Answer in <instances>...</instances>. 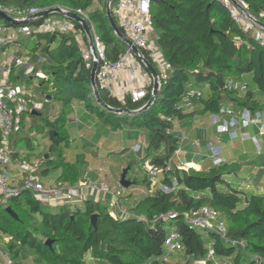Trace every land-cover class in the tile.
<instances>
[{
  "label": "trees",
  "instance_id": "trees-1",
  "mask_svg": "<svg viewBox=\"0 0 264 264\" xmlns=\"http://www.w3.org/2000/svg\"><path fill=\"white\" fill-rule=\"evenodd\" d=\"M244 1L248 10L264 23V0ZM0 3L43 9L59 5L76 12L85 11L105 45L108 58L116 60L128 48L110 24L107 0H98L94 9H91L94 0H0ZM151 14L155 43L172 69L153 104L136 114H118L97 102L91 69L86 66L76 39V35L82 34L87 41L79 22L72 21L74 32L34 31L24 36L23 47L34 54H43L40 55L43 60H38V56L34 61L49 76L40 79V87L51 101L44 104L40 114L30 112L34 118L29 130L36 134L23 136L27 147L34 150L32 137L39 136L34 129L38 125L45 128L42 136L50 143L48 157L38 171L41 177L57 172L53 183L69 185L86 178L89 164L84 153L79 152L74 158L67 155L72 142L67 127L68 111L75 100L112 130H119L128 122L147 128L146 155L142 160L148 159L159 172L156 181H151L147 174L142 180H131V185L143 182L145 191L137 195L135 204L126 207L130 215L114 213L107 199L92 195L58 207L41 201L26 189L11 196L0 203V248L14 264H23L24 246L33 249L44 264H88L91 259L111 264H179L170 260L175 255L184 259L193 256L195 261L206 260L207 264L229 258L235 264H264V182L257 177L252 180L246 163L239 161L219 164L210 161L203 168H186L171 161L180 147V138L173 132L174 119L210 116L223 107L232 109L237 116L246 109L253 114L264 111V44L235 23L221 0H151ZM46 18L49 16L27 23L36 25ZM17 74L22 75L20 71ZM227 78L248 86L244 91L229 89ZM189 83L200 86L203 94L185 107L184 91ZM148 87L147 97L138 103L129 99L122 103L106 88L100 87V91L102 98L114 107L137 109L150 98L153 86ZM51 103L57 104L53 107L55 114L50 117L47 107H52ZM23 130L24 124L19 133ZM18 140L13 142L16 149ZM257 162L262 164L264 160L257 157ZM244 181L250 185L244 186ZM161 184L170 190H163ZM9 205L18 219L6 210ZM201 206L217 211L228 228L226 238L211 229L203 232L187 222L186 214ZM169 212L176 216L170 218ZM94 213L98 214V229L90 220ZM170 224L181 232L185 254L170 253L165 260V238ZM5 237L9 239L5 241ZM48 239L53 240L52 246L45 243ZM209 247L215 250L214 258H208ZM0 264H3L1 257Z\"/></svg>",
  "mask_w": 264,
  "mask_h": 264
},
{
  "label": "built area",
  "instance_id": "built-area-1",
  "mask_svg": "<svg viewBox=\"0 0 264 264\" xmlns=\"http://www.w3.org/2000/svg\"><path fill=\"white\" fill-rule=\"evenodd\" d=\"M98 0H94L97 2ZM229 9L235 23L239 25L244 32H252L255 39L264 44V28L258 25L252 18L247 16L232 0H221ZM240 3L247 7L244 0ZM68 9V8H65ZM114 17L121 27L122 31L137 45L143 54L151 61L158 71L159 81L162 86L163 81L167 80L172 69V64L166 60L163 52L156 45V32L154 30V20L151 14V0H116L112 5ZM43 10L40 7H14L0 3V11L9 14L16 19H26ZM80 15L88 19L85 11L79 10ZM94 37V47L99 61L97 71V84L99 88H106L111 96L117 97L122 103L129 99L133 103L143 101L149 91L150 85L153 86V76L145 67L143 61L139 59L131 46H128L118 59L108 58L105 45L100 36L91 25ZM34 31H61L74 32V23L69 19H51L46 18L36 25H30L27 22L18 25L8 23L0 17V203H5L8 198L17 195L21 190L32 191L38 199L49 203L51 206L58 207L64 204L76 203L89 195L97 199H107L111 209H116L119 215H130L127 208H122L120 196V185L110 186L105 180L97 177L91 181L87 177L75 185L65 183L45 184L41 175L38 173L48 154L38 152L34 156L19 159L17 170L20 174H12L9 166L13 164V159H18L17 149L11 148V134H18L23 126L22 114L24 112L40 111L44 104L51 101V97L45 95L42 90L36 86L27 84H11L9 82L13 69L20 67L23 71L20 74H30L37 79H48V74L37 68L36 63L29 55L19 54L15 49H9V45H20V37L30 35ZM240 39V37H237ZM79 42L82 56L86 61V66L92 69L96 59L94 50L90 45L89 39L83 44L80 43V37L76 35ZM82 40V39H81ZM38 60H43L40 56ZM20 70V71H21ZM125 73L126 76H123ZM143 73L146 76L142 75ZM247 83L237 81L233 78L226 79V87L229 89L246 90ZM40 87V85H39ZM203 94L200 86L189 83L184 91L185 107L192 105L193 99ZM48 96V97H47ZM223 115H228V120H222ZM213 123L217 125L219 133H228L232 137H237V131L231 128L242 126L247 127L250 124L260 126V134L264 135V111H257L253 114L249 109L237 116L230 108L223 107L218 114H211ZM33 134H36L35 132ZM244 139H253L260 148L259 139L256 136L246 134ZM213 164L223 162L219 156L221 148L216 142H209ZM146 146V145H145ZM14 147V146H13ZM145 148V147H144ZM142 149L141 144L135 145L133 151L139 152ZM179 149L176 151L178 153ZM15 153L13 157L12 153ZM23 153V152H22ZM35 157V158H34ZM34 158V159H33ZM174 156L171 161L173 162ZM184 160L183 167L189 168L193 165ZM151 172L158 173L159 169L151 165ZM163 190L169 191L167 185L161 184ZM168 216L174 218L175 213L169 212ZM186 220L203 232L211 229L224 238L227 233V226L223 220L218 217L215 209L209 206H201L186 214ZM165 238L166 254L164 259H169L170 253L185 254V246L182 241L181 232L172 224L168 225ZM9 238L5 237V241ZM215 250L209 247L208 258L215 257ZM0 257L3 264H14L7 252L0 248ZM193 259V256L185 257L186 261ZM207 264L206 260H197L195 264ZM215 264H235L233 259H223Z\"/></svg>",
  "mask_w": 264,
  "mask_h": 264
},
{
  "label": "rangeland",
  "instance_id": "rangeland-1",
  "mask_svg": "<svg viewBox=\"0 0 264 264\" xmlns=\"http://www.w3.org/2000/svg\"><path fill=\"white\" fill-rule=\"evenodd\" d=\"M49 18L64 19L59 15H50ZM78 36L80 37V43L83 44V41L85 43V40L81 37L82 34H78ZM20 41L25 42L24 36L20 37ZM8 47L11 50L19 48L17 44H12ZM27 53L29 54V51L24 52V54ZM30 55L32 54L30 53ZM20 70V67L13 69L9 78V82L11 84H27L36 86L40 90L42 89V87H39L41 83L40 79L34 78L32 75L25 73L21 75V77H18L17 73ZM262 97L264 98V93L262 94ZM51 104H53L52 107H47L51 114L50 117L55 114L53 107L57 103ZM55 108L59 109V107ZM68 115L70 120L67 127L71 133L72 142L68 146L67 155L70 158H74L77 153H84L89 164L87 169L90 173L88 176L89 180L94 181L97 177H100L110 184V186H119L123 170L130 168L127 174L128 179L133 181L142 180L147 174L151 181H156L158 173L151 172L152 164L148 159L146 161L142 160V157L146 155L144 147L148 141L149 135L147 128L133 125L128 122L125 123L121 129L112 130L109 125L102 122L95 114L88 111L82 102L77 100H75L69 107ZM33 118L34 116H32L31 113L24 112L22 114L24 130L18 134L14 132L11 134V148L15 149L13 147V142L15 139H19L17 151H21L18 159L14 158L13 164L9 166L11 175L16 174L18 176L20 174L19 170H17L19 159L34 156L38 151L40 155L46 154L48 151L50 141L48 138L42 136L45 128L41 125H38L34 129V131L39 133V136L32 137L34 150L27 147L26 139L23 138V136L30 137V135L33 134V132L30 133V126L33 123ZM173 123V132L181 140V155L185 156V153H189L190 155L196 154L194 156L195 158H204V161H207L210 150L208 141L213 140L217 131V125L213 123L211 115H196L195 117H187L182 120L174 119ZM209 132H212V135H210ZM253 135H256L261 142V151H259L260 148L253 139H246L247 141L242 143V145L244 146L247 144L250 152L254 154L259 153L257 157L263 161L264 135L258 134V132H254ZM137 144H141L142 149L139 152H134L133 149ZM182 156L175 152L173 163H175V157L176 159L178 158L180 162L182 160ZM183 161L184 160L181 162L183 163ZM250 165L251 167H248ZM245 166L249 170L252 180L257 177L258 180L264 182V162L262 164L258 162L246 163ZM56 173L57 172L52 173L46 177L43 176L42 178L44 182H55ZM243 184L244 186L250 185V183L246 181H244ZM142 185L143 182L141 184L133 183L129 187H123L120 185L119 199L121 201L122 208H126L129 205L136 203L135 199L137 198V195H142L145 191ZM128 194H133V196L129 197ZM111 211L115 213L116 209H111ZM21 256L23 264H44L43 261L36 255L35 251L28 246H24L22 248ZM170 260L171 262L176 260L179 264H195L194 259L190 260L188 263L185 261L184 257H179L178 255L171 257ZM97 264L111 263L99 260Z\"/></svg>",
  "mask_w": 264,
  "mask_h": 264
},
{
  "label": "water",
  "instance_id": "water-1",
  "mask_svg": "<svg viewBox=\"0 0 264 264\" xmlns=\"http://www.w3.org/2000/svg\"><path fill=\"white\" fill-rule=\"evenodd\" d=\"M115 0H107V16L109 18L110 24L113 27L115 33L128 45L131 46L132 50L134 51L135 55L141 59L145 65V67L151 72L152 76H153V87L151 90V96L150 98L146 101V103L141 106L140 108L137 109H131L127 106L124 107H114L110 104H108L101 95V91L100 88L97 84V80H96V76H97V71H98V66H99V61L97 58V53L94 47V37H93V32L91 29V24L89 23L88 19L83 17L82 15H80L78 12L74 11V10H70V9H65L62 6H54V7H50V8H46L41 10L40 12L31 15L29 18L26 19H16L12 16H10L7 13H4L2 11H0V17L5 19L7 22L18 25L21 23H26L29 22L35 18L38 17H48L50 15L53 14H59L62 15L64 17H66L67 19L71 20V21H77L79 22L88 39L90 42V45L92 46L93 50H94V54H95V61L93 64V67L91 69V85L93 88V92H94V96L97 100V102L102 105L103 107L107 108L110 111H113L115 113L121 114V113H129V114H136L139 112H142L146 109H148L153 102L155 101V99L157 98L158 94H159V90L162 87L159 81V76H158V71L157 69L154 67V65L151 63V61L143 54L142 50L133 43V41L122 31L121 27L118 25L114 14H113V9H112V5L114 3ZM247 16H249L250 18H252L258 25H260L261 27L264 28V23L259 20L258 18H256L249 10L246 6L242 5L240 3L239 0H232ZM23 71L21 70L20 73H22ZM32 113L34 114H40L39 111L37 110H33ZM13 157H15V153H12ZM47 156V154H46ZM128 169H124L122 174H121V178H120V185L123 187H129L131 185V180L127 178V172ZM6 210L16 219H18V214L15 212V210L9 205L6 207ZM97 218H98V214L94 213L91 215V223L92 225L95 227V229H98V224H97ZM52 239H48L46 240V244L48 246H52Z\"/></svg>",
  "mask_w": 264,
  "mask_h": 264
},
{
  "label": "crops",
  "instance_id": "crops-1",
  "mask_svg": "<svg viewBox=\"0 0 264 264\" xmlns=\"http://www.w3.org/2000/svg\"><path fill=\"white\" fill-rule=\"evenodd\" d=\"M97 5H98L97 2H94V5L92 6L91 9H94ZM18 47L19 48L15 49V50H17V52H20L23 55H29L33 61H34V57H38L40 55H43L40 52H38V54L32 53L27 48L23 47L21 41H20V45H18ZM25 51H27V52L29 51V54L28 53L24 54ZM30 53L32 55H30ZM123 74H124L123 76H126L125 73H123ZM142 75L146 76L145 73H143ZM225 119L228 120L229 116L223 115L222 120H225ZM259 129H260V126L258 124H250L247 127L237 126V127L231 128L232 131L238 132L239 135L237 137H232L228 133H219L217 130L215 137L213 138V140L208 141V144H209V142L214 141L217 143V145L220 146L221 152H220L219 156H221L223 158V161H226V162L239 161V162H243V163L256 162L257 161V155L259 153L254 154V153L250 152L248 150L249 148L247 147V144L243 146L242 143H244L248 139L246 140L242 136L246 135V134H250L251 136H256L253 134H254V132H258V134H260L261 132ZM209 134L212 135V132H209ZM180 142H181V140H180ZM260 145H261V142H260ZM180 147H179L178 153L180 156H182L181 155L182 149ZM261 149H262V147H260L259 151H261ZM185 154H186L185 156H182V160H186L189 163L188 165H193L195 168H203V167H206L209 164H211V162H213L212 157H211L212 156L211 150H209V155H208L207 161L206 160L204 161V158H201V159L195 158L194 156L196 154L195 155H190L189 153H185ZM181 161L179 162L178 158L176 159V157H175V164L176 165L181 166L182 165ZM248 167H251V165ZM89 175H90V173L87 170V172L85 173V177H87L89 179V177H88ZM97 262H99L98 259H91L88 262V264H97Z\"/></svg>",
  "mask_w": 264,
  "mask_h": 264
},
{
  "label": "clouds",
  "instance_id": "clouds-1",
  "mask_svg": "<svg viewBox=\"0 0 264 264\" xmlns=\"http://www.w3.org/2000/svg\"><path fill=\"white\" fill-rule=\"evenodd\" d=\"M190 167H194V166H190Z\"/></svg>",
  "mask_w": 264,
  "mask_h": 264
}]
</instances>
